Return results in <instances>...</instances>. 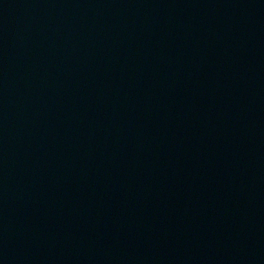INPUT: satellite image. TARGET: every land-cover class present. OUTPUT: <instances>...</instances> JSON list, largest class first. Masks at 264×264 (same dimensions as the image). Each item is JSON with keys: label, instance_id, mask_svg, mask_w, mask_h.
I'll use <instances>...</instances> for the list:
<instances>
[{"label": "water", "instance_id": "1", "mask_svg": "<svg viewBox=\"0 0 264 264\" xmlns=\"http://www.w3.org/2000/svg\"><path fill=\"white\" fill-rule=\"evenodd\" d=\"M0 264H264V0H0Z\"/></svg>", "mask_w": 264, "mask_h": 264}]
</instances>
